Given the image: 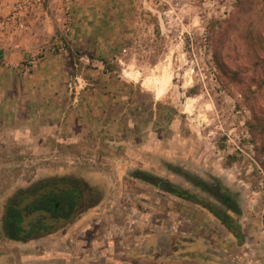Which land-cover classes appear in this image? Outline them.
Returning <instances> with one entry per match:
<instances>
[{"label":"rangeland","instance_id":"obj_1","mask_svg":"<svg viewBox=\"0 0 264 264\" xmlns=\"http://www.w3.org/2000/svg\"><path fill=\"white\" fill-rule=\"evenodd\" d=\"M186 2L168 15L144 0H73L70 11L64 0L45 1L50 18L29 60L53 62L49 107L61 137L28 149L29 160L20 147L0 160V255L6 206L24 193L21 186L33 192L76 177L83 190H102L97 199L108 191L104 208L118 200L126 217L132 197L144 213L166 198L184 200L136 178L140 170L216 202L175 173L178 167L217 179L239 201L236 221L264 264V0ZM121 213L113 224L122 223ZM95 214L60 221L55 232L84 226L76 220L86 216L94 226L88 235L99 238Z\"/></svg>","mask_w":264,"mask_h":264},{"label":"crops","instance_id":"obj_2","mask_svg":"<svg viewBox=\"0 0 264 264\" xmlns=\"http://www.w3.org/2000/svg\"><path fill=\"white\" fill-rule=\"evenodd\" d=\"M14 1L0 0V16L11 12ZM49 18V9H43L36 17L31 16L28 31L17 35L0 31L2 161L9 160L14 147H20L21 159L29 160L28 149H42L44 141L61 137L59 123L50 115L49 107L55 93L51 83L53 62L29 60L38 47L37 41L43 40L45 34L41 23ZM45 79L50 83L44 84ZM37 174H41L40 180L44 179L43 173ZM101 176L96 175V180ZM42 185H38L45 189L42 193L50 189ZM21 187L22 192L27 190V186ZM85 191L93 198L90 204L84 203L78 214L95 211V216L89 217L95 226H103L99 238L92 236L94 226L86 221V216L76 220L84 225L80 228L75 222L69 223L67 231L59 227L56 232L27 242H11L4 236L2 224L1 245L5 246V252L0 255V264H255L257 261L262 264L248 237L240 243L208 209L182 196V202L166 198V203H158L162 208L153 206L147 213L140 211L141 202L132 197L131 215L126 217L118 200L111 201L109 209L104 208L108 191L100 199L97 198L102 190L97 187L88 185ZM118 213L122 223L113 224ZM129 235L131 239L127 240ZM24 245L27 249L17 248Z\"/></svg>","mask_w":264,"mask_h":264},{"label":"trees","instance_id":"obj_3","mask_svg":"<svg viewBox=\"0 0 264 264\" xmlns=\"http://www.w3.org/2000/svg\"><path fill=\"white\" fill-rule=\"evenodd\" d=\"M174 172L182 175L188 182L215 199L216 202L204 200L205 198L199 194L187 190L181 196L208 209L223 222L240 243H243L245 233L241 223L236 221L235 217L242 214L239 201L234 196L229 195L225 190L226 188L217 179L208 181L195 173L178 167L174 168ZM134 176L152 184H158L160 180L158 176L140 170H137ZM72 180L74 179L70 177L57 178L41 186L50 187L41 195L39 194L40 186H37L33 192L24 191L22 195L11 199L4 214V236L10 240L27 242L55 231L59 222L54 223L52 219L70 220L77 205L73 196L66 192L67 186ZM85 186L87 187V184Z\"/></svg>","mask_w":264,"mask_h":264},{"label":"built area","instance_id":"obj_4","mask_svg":"<svg viewBox=\"0 0 264 264\" xmlns=\"http://www.w3.org/2000/svg\"><path fill=\"white\" fill-rule=\"evenodd\" d=\"M46 0H15L11 12L7 16H0V31H6L12 35L24 33L30 29L31 16H37L43 9H45ZM150 1L156 6L163 9L164 14H177L178 10L184 9L187 0H144ZM215 1V0H214ZM67 11L72 9L73 0H64ZM60 50H64L63 43ZM264 235V225L262 227Z\"/></svg>","mask_w":264,"mask_h":264},{"label":"flooded vegetation","instance_id":"obj_5","mask_svg":"<svg viewBox=\"0 0 264 264\" xmlns=\"http://www.w3.org/2000/svg\"><path fill=\"white\" fill-rule=\"evenodd\" d=\"M70 178H72L74 180H72V182L68 184V186H67L68 189H67L66 192L69 195H72L73 199L76 200V202H77V205L75 207L74 213L72 215V218H76L78 212H80L81 208L84 205L83 198L87 199L88 202H91L93 197L91 196V193H88V196L84 195V193L86 191L82 189V187H81L82 185H79V183L76 182L77 180L79 181L78 178H76V177H70ZM59 188H61V187H59ZM72 218L70 220H72ZM60 221H66V220L65 219H58V220L52 219V222H54V223H57V222H60Z\"/></svg>","mask_w":264,"mask_h":264},{"label":"water","instance_id":"obj_6","mask_svg":"<svg viewBox=\"0 0 264 264\" xmlns=\"http://www.w3.org/2000/svg\"><path fill=\"white\" fill-rule=\"evenodd\" d=\"M158 187L161 190L167 191L169 193L175 194V195H181L184 194L175 184H173L170 180H159Z\"/></svg>","mask_w":264,"mask_h":264}]
</instances>
